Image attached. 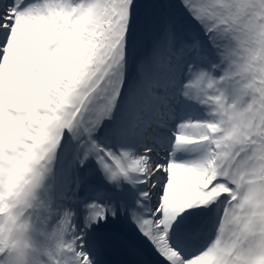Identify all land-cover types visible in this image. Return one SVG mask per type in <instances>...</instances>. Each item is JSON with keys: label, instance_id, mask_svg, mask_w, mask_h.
Listing matches in <instances>:
<instances>
[{"label": "snow or ice", "instance_id": "snow-or-ice-1", "mask_svg": "<svg viewBox=\"0 0 264 264\" xmlns=\"http://www.w3.org/2000/svg\"><path fill=\"white\" fill-rule=\"evenodd\" d=\"M0 264H264V0H0Z\"/></svg>", "mask_w": 264, "mask_h": 264}]
</instances>
